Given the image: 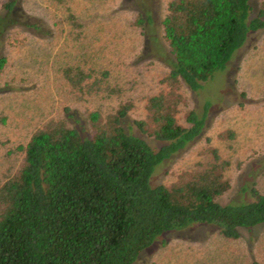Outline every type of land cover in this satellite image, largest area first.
<instances>
[{"label":"trees","instance_id":"trees-1","mask_svg":"<svg viewBox=\"0 0 264 264\" xmlns=\"http://www.w3.org/2000/svg\"><path fill=\"white\" fill-rule=\"evenodd\" d=\"M56 2H64L62 30L76 45L81 23L66 0ZM0 4L2 24L15 3ZM165 9L168 69L145 98L143 117L127 121L133 99L84 53L59 67L75 98L95 106L83 120L69 113L50 118L11 148L15 156L0 179V264H132L168 230L210 224L236 238L239 229L264 223V190L256 186L245 187L240 199L219 201L229 188L228 162L214 147L201 168L169 185L153 182L158 166L205 126L206 107L185 108L179 121L184 86L198 90L251 32L264 29V0H168ZM147 22L151 17L141 12L133 20L141 28ZM6 63L0 53V72ZM113 99L116 105L104 110Z\"/></svg>","mask_w":264,"mask_h":264},{"label":"rangeland","instance_id":"rangeland-1","mask_svg":"<svg viewBox=\"0 0 264 264\" xmlns=\"http://www.w3.org/2000/svg\"><path fill=\"white\" fill-rule=\"evenodd\" d=\"M13 1V12L0 24V53L7 57L0 72V179L15 156L11 148L26 142L37 127L65 113L83 120L87 108L95 106L68 90L59 71L66 61L84 53L89 64L108 69L110 81L133 99L127 116L133 121L144 116L145 98L157 91L169 57L160 25L168 0H66L82 26L83 39L76 45L62 30L64 2ZM140 12L151 17L142 28L133 24ZM183 91L187 104L179 121L185 108L201 112L206 107L205 126L200 136L158 166L153 182L169 185L201 168L210 157L208 148L214 147L228 162L224 176L229 188L220 202L242 198L245 187L264 190V29L251 32L225 67L198 90L184 86ZM116 103L104 102L102 108ZM132 264H264V223L239 229L236 238L222 236L210 224L168 230Z\"/></svg>","mask_w":264,"mask_h":264}]
</instances>
